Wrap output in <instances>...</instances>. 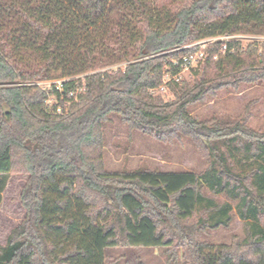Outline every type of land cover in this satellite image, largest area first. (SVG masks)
<instances>
[{"label": "trees", "instance_id": "obj_1", "mask_svg": "<svg viewBox=\"0 0 264 264\" xmlns=\"http://www.w3.org/2000/svg\"><path fill=\"white\" fill-rule=\"evenodd\" d=\"M241 35L264 37V0H0V206L16 164L27 177L26 217L0 264H105L116 247L181 249L188 264H264V132L190 113L219 89L264 79V43L230 41L214 60L217 40L194 84L180 80L189 51L167 60ZM55 80H68L51 90L61 106L71 102L62 114L38 85ZM163 86L174 100L156 93ZM110 114L161 142L192 138L208 167L107 171ZM233 212L243 239L200 240L229 227Z\"/></svg>", "mask_w": 264, "mask_h": 264}, {"label": "rangeland", "instance_id": "obj_2", "mask_svg": "<svg viewBox=\"0 0 264 264\" xmlns=\"http://www.w3.org/2000/svg\"><path fill=\"white\" fill-rule=\"evenodd\" d=\"M240 40L244 46L255 42L264 43V37L252 35L233 36L230 41ZM216 41L208 42L206 46H196L202 49L205 60L212 56L210 50ZM228 42V41H226ZM167 60L174 62L181 52L171 51ZM222 53L218 48L214 60ZM183 70L180 80L194 84L196 71L204 70V61ZM83 78V76H82ZM166 101L174 100L172 93L166 88L165 92H156ZM193 117L203 122L221 121L235 122L247 120V125L259 132H264V79L253 83H239L219 89L214 95H208L205 100L190 108ZM109 120L103 124L104 132V165L110 172L151 170L158 172H194L200 174L208 167L198 144L184 135H180L168 142L156 140L153 136L131 129L117 114H110ZM26 176L20 165H15L14 172L8 177L6 188L2 194L0 206V247L4 246L9 234L18 227L26 217L21 202L22 190L26 183ZM205 194L218 202L230 201L226 196H215L205 189ZM244 224L233 212V221L227 228L208 229L201 233L200 240L209 244L230 245L237 237L243 239ZM105 264H188L183 259L181 249L145 248V247H116L109 248L105 254Z\"/></svg>", "mask_w": 264, "mask_h": 264}, {"label": "built area", "instance_id": "obj_3", "mask_svg": "<svg viewBox=\"0 0 264 264\" xmlns=\"http://www.w3.org/2000/svg\"><path fill=\"white\" fill-rule=\"evenodd\" d=\"M233 36L230 37H222V38H213V39H208V40H204V41H200L197 42L196 46H206V44L208 42H214L217 40H221L222 41V53H224L227 48H228V42H230V38H232ZM228 41V42H226ZM187 50L189 51L187 54H185L182 58L183 63H184V70H188L189 68H191L193 65L198 64L200 62H202L203 60H205L206 54L202 49H196L194 50V47L191 45H187L185 47H182L180 49H177L175 51H181V50ZM65 81L68 80H55V81H50V82H42L39 83L38 85L44 90L46 91L47 95H48V100H47V108H50L51 110H53L54 106H56L55 112L57 114H62L64 112V110L66 109V111L69 109V107L71 106V102H67L65 104V106H61L60 103L56 100L54 94L51 92V90L58 91V92H63V84L65 83ZM170 81L169 77H166V82ZM84 89L83 88H78L75 92H71L69 94V97H74L77 94L83 92ZM166 91V86L161 87L159 90H157L156 92H165Z\"/></svg>", "mask_w": 264, "mask_h": 264}]
</instances>
